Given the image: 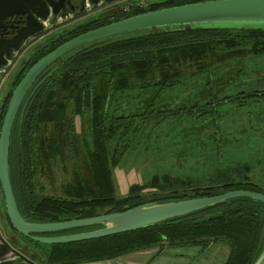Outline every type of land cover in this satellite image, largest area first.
Wrapping results in <instances>:
<instances>
[{
  "label": "trees",
  "instance_id": "trees-1",
  "mask_svg": "<svg viewBox=\"0 0 264 264\" xmlns=\"http://www.w3.org/2000/svg\"><path fill=\"white\" fill-rule=\"evenodd\" d=\"M199 1L206 0L139 3L124 15ZM261 56L264 25L159 28L93 41L63 56L51 71L44 70L26 92L10 130L9 180L18 212L27 221L50 223L230 190L264 194V185L252 180L246 161H230L223 153L218 123L220 110L228 105L264 103V75L247 78L237 84V91L228 94L218 90L214 81L241 75L247 67H255L254 60ZM203 79L207 91L203 101L171 107L174 101L169 102V91L201 89ZM10 93L0 104V125ZM76 117L78 133L73 123ZM201 118L211 121L212 139L205 138L203 129L192 127L186 137L192 135L195 146L210 148L214 162L211 176L172 175L158 161L146 179L129 185L125 195L116 194L113 169L126 153L135 147L146 150L157 141L159 132L166 136L183 130L186 121ZM254 118L258 130L263 131L264 111H258ZM75 134L83 153L82 169L73 165L70 179L61 184L58 193H44L40 181L46 175L52 182V163L56 157L61 158L63 151L75 149ZM193 145H188V152ZM222 155L228 162H220ZM0 195L2 201L1 189ZM100 227L46 234L65 235ZM217 241L226 242L229 248L223 264H253L264 247V204L248 197H233L141 229L49 245L45 261L79 264L148 248L158 252L164 246L203 249Z\"/></svg>",
  "mask_w": 264,
  "mask_h": 264
},
{
  "label": "rangeland",
  "instance_id": "rangeland-1",
  "mask_svg": "<svg viewBox=\"0 0 264 264\" xmlns=\"http://www.w3.org/2000/svg\"><path fill=\"white\" fill-rule=\"evenodd\" d=\"M144 1L146 0H140L142 3ZM148 31H131L121 35L132 36ZM254 62L256 63L255 67H247L245 72L239 76H228L227 78L218 77L214 79L218 90L225 94L232 93L240 88L237 84L240 82L244 83L247 78L252 80L254 76H263L264 56L256 58ZM205 82L206 80L203 79L200 82L202 88L191 90L192 92L185 89L169 91V102L174 101L171 107L189 106L203 101L207 92ZM187 85L189 84L187 83ZM187 85H185L186 88L188 87ZM245 88L247 89V86ZM7 89V83H4L3 89L1 90L2 95ZM258 111H264V103L249 102L241 107L236 104H231L220 110L221 119L218 121L220 124L219 141L223 143V153L225 151V155L230 158V161L232 160L234 162L238 158L246 161L252 180L264 185V128L260 132V129L258 130L257 128L258 125L255 123L256 119L254 116ZM186 122H188L186 125L188 127L185 128V126L183 130L180 129V131L182 130L181 132H168L166 136L164 135L165 132H159L157 141L151 146H148L146 150H140L135 147L131 150L132 152L126 153L119 165L113 169L116 194L118 196L125 195L129 185L139 184L146 179L153 171V163L156 162L155 164L158 165V161L172 175H180L182 177L200 176L205 179L212 175L213 167L211 164L214 162L211 161L210 148L207 146L203 147L200 144L193 145V136L188 135L187 139L186 135L188 134L187 130L192 127L195 130L203 129L205 138L208 140L212 139L211 132L213 125L208 118L193 119V121L189 120ZM73 123L74 129L78 133L80 131L78 117L75 118ZM74 139L76 140L75 149H71L72 151L65 150L61 158L56 157L54 159L52 163V182L50 183L46 175L40 181L44 188V193H58L61 184L70 179L73 165L79 166L80 168L83 166V153L76 134ZM188 145H193L192 150L189 152L187 148H190V146ZM202 147L203 149L200 151L197 149ZM228 158L222 155L220 162L225 160L228 162ZM30 245L32 250L41 252L42 254L40 253V256L44 259L49 245L33 241L30 242ZM151 249L148 248L132 252L113 259L79 264H147L146 262L149 261H151V264H223L228 253L227 243L224 241L213 242L203 249L190 245L169 247L168 251L170 252H166V255L162 253L161 255L163 256L160 255L161 258H157L158 255L153 258V253L157 251Z\"/></svg>",
  "mask_w": 264,
  "mask_h": 264
},
{
  "label": "water",
  "instance_id": "water-1",
  "mask_svg": "<svg viewBox=\"0 0 264 264\" xmlns=\"http://www.w3.org/2000/svg\"><path fill=\"white\" fill-rule=\"evenodd\" d=\"M137 3H142L136 0ZM192 25H264V0H206L130 15L83 32L37 59L23 74L10 93L0 125V189L4 211L10 226L22 236L42 244H60L89 240L129 232L179 217L233 197H248L264 204V194L243 189L162 203H144L125 211L99 214L93 217L60 222H30L18 212L9 180L8 149L10 130L26 92L39 75L65 54L93 41L118 36L131 31ZM101 225L100 228L56 236H40L55 231ZM32 263V262H31ZM34 264V263H32ZM253 264H264V247Z\"/></svg>",
  "mask_w": 264,
  "mask_h": 264
},
{
  "label": "flooded vegetation",
  "instance_id": "flooded-vegetation-1",
  "mask_svg": "<svg viewBox=\"0 0 264 264\" xmlns=\"http://www.w3.org/2000/svg\"><path fill=\"white\" fill-rule=\"evenodd\" d=\"M136 3V0H0V104L37 59L66 40L124 18ZM61 58L48 70L60 63ZM4 83L8 89L2 95ZM6 218L2 202L0 264H47L41 252L32 250L31 240L17 233Z\"/></svg>",
  "mask_w": 264,
  "mask_h": 264
},
{
  "label": "crops",
  "instance_id": "crops-1",
  "mask_svg": "<svg viewBox=\"0 0 264 264\" xmlns=\"http://www.w3.org/2000/svg\"><path fill=\"white\" fill-rule=\"evenodd\" d=\"M160 1H163V0H157V1H155V0H146V1H144L143 3H153V2H160ZM227 247H228V245H227ZM168 248L169 247H167V246H164V247H162V249H160V250H158V252H154L153 253V258L155 257V256H157V258L159 257V258H161L160 257V255L163 253V255H166L165 253L166 252H170V251H168ZM151 250H155L156 251V248H152ZM227 251H229V248H228V250ZM228 254V253H227ZM163 255H161V256H163ZM120 257V256H119ZM165 258V257H164ZM96 262H98V261H96ZM87 263H90V262H87ZM147 264H151V261H149V262H146ZM224 263V262H223Z\"/></svg>",
  "mask_w": 264,
  "mask_h": 264
}]
</instances>
